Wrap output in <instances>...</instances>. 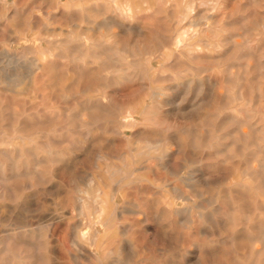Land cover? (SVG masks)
Here are the masks:
<instances>
[{
  "label": "rangeland",
  "instance_id": "374dc122",
  "mask_svg": "<svg viewBox=\"0 0 264 264\" xmlns=\"http://www.w3.org/2000/svg\"><path fill=\"white\" fill-rule=\"evenodd\" d=\"M2 2L0 264H264V0Z\"/></svg>",
  "mask_w": 264,
  "mask_h": 264
},
{
  "label": "bare ground",
  "instance_id": "6f19581e",
  "mask_svg": "<svg viewBox=\"0 0 264 264\" xmlns=\"http://www.w3.org/2000/svg\"><path fill=\"white\" fill-rule=\"evenodd\" d=\"M33 1V3H34V0H32ZM45 1H48L51 5H52V11L53 10H55L56 9V5H57V8L60 6V5H63V7H64V13H66V14H70V13H72L73 14V12L74 11H81L82 13H84V12H87V11H89L91 8H92V6H91V4L90 3H88V1L89 0H56V3H54V1L55 0H45ZM110 1H112V0H110ZM206 1V0H205ZM2 3H4L6 6H8L10 3H16V0H3V2ZM96 3H97V5H96V7L98 8V9H100L102 6H103V0H96ZM145 4H147V3H145ZM196 4V3H195ZM118 5V4H117ZM148 5V4H147ZM17 6V5H16ZM25 6V5H24ZM121 5H118V7H120ZM149 6V5H148ZM164 6V5H163ZM188 6H189V4L188 3H186V8H187V10H188ZM37 7V6H36ZM10 8V7H9ZM16 7L14 6V9H15ZM38 8V10H40V8L41 7H37ZM49 8V7H48ZM185 8V9H186ZM213 8H214V11H212V12H210V13H208V14H205L204 16H202L201 18H195V19H191V20H189V22L191 23V25L193 26V28L195 29V31L198 33V34H201L202 36H207V34H208V31L207 30H209V31H211L213 28H214V20H215V18L217 17V15H216V11H217V9H218V6L216 5V4H213ZM118 9V8H117ZM194 9V8H193ZM34 10V9H33ZM32 10V11H33ZM48 10V9H47ZM60 10V9H59ZM8 11H9V9H8ZM61 11V10H60ZM62 11H63V9H62ZM61 11V12H62ZM117 11V10H116ZM120 11V10H119ZM119 11H117V12H119ZM15 12V11H14ZM59 12V11H58ZM77 12H75V13H77ZM49 14L51 13V11H49L48 12ZM55 13V12H54ZM187 13H188V15H190V12H188L187 11ZM4 14V13H3ZM11 14V13H10ZM112 14V13H111ZM120 14V13H119ZM164 14V13H163ZM58 15V14H57ZM56 14H55V16H57ZM109 15V14H108ZM112 15H114V14H112ZM111 15V16H112ZM121 15V14H120ZM120 15H119V17H120ZM147 15V14H146ZM5 16V18L6 19H8L9 17H10V15L8 14V12H7V14L6 15H4ZM3 15H2V17H4ZM52 16V15H51ZM105 17V16H104ZM127 17V16H126ZM4 18V19H5ZM32 18H34V15H33V17ZM48 18V17H47ZM139 18V17H138ZM162 18H164V17H162ZM235 18V17H234ZM52 19V18H51ZM122 19V18H121ZM129 19V18H128ZM127 19V20H128ZM114 20H115V17H114ZM179 20V19H178ZM31 21H32V19H31ZM107 21H108V19L107 18H102V19H99V20H95V24L97 25V27L99 28V29H101V28H103L104 26H105V24L107 23ZM116 21V20H115ZM114 21V22H115ZM118 21H120L119 19H118ZM6 22V21H5ZM30 22V21H29ZM29 22L27 23V24H29ZM109 22V21H108ZM113 22V23H114ZM124 22V21H123ZM4 23V22H3ZM112 23V24H113ZM115 23H117V25H118V22L116 21ZM114 23V24H115ZM73 24V23H72ZM111 24V25H112ZM120 24V23H119ZM135 24V23H134ZM204 24H206L207 25V28L206 29H204L203 27H202V25H204ZM1 25V24H0ZM45 25H47V24H45ZM108 26H111V25H109V24H107ZM106 25V26H107ZM121 25V24H120ZM123 25V24H122ZM247 25V24H246ZM113 26V25H112ZM2 27V26H1ZM60 27V26H59ZM122 27V26H121ZM138 27H140L139 25H138ZM35 28H37V27H35ZM47 28V27H46ZM123 28V27H122ZM125 28H127V27H125ZM130 28H131V26H130ZM57 29V28H56ZM124 29V28H123ZM190 29H192V28H190ZM189 29V30H190ZM246 29H247V27H246ZM249 29V28H248ZM58 30V29H57ZM127 30V29H126ZM126 30H123V32L125 31L126 32ZM142 30V29H141ZM180 30H182V29H180ZM27 31V30H26ZM129 31H130V29H129ZM139 31V30H138ZM184 31V30H183ZM182 31V32H183ZM122 32V33H123ZM174 32V31H173ZM181 32V31H180ZM7 33V32H6ZM11 33V32H10ZM88 32H86L85 31V33H83L84 34V43H86V44H90L91 43V37L87 34ZM135 33V32H134ZM184 33V32H183ZM187 32H186V30H185V34H186ZM141 34V33H140ZM143 34V33H142ZM184 34V35H185ZM8 35H10V34H8ZM136 35H137V31H136ZM146 35V34H145ZM175 35V34H174ZM178 36H176V39H174L175 41V44L177 45V46H181L183 43H184V40L186 39L185 37H184V35H180V33L179 34H177ZM168 36V35H167ZM230 36H232V35H230ZM241 36V35H240ZM14 37V36H13ZM138 37V36H137ZM208 37V36H207ZM10 38V37H9ZM125 38H127V37H125ZM133 38V37H132ZM172 38V37H171ZM175 38V37H174ZM98 40H99V44L98 45H101V41H102V38H98ZM136 40V39H135ZM134 40V41H135ZM170 40H172V39H170ZM247 40V39H246ZM45 41V40H44ZM133 41V40H132ZM142 41V40H141ZM173 41V40H172ZM198 42V44H201V42L204 44L205 43V46H212V45H214V43H215V41H213V40H210V41H207V42H204L203 41V38L202 39H198L197 40ZM5 42H7V41H5ZM9 42V41H8ZM42 42V41H41ZM55 42V41H54ZM73 42V41H72ZM129 42H130V40H129ZM11 43V42H10ZM127 43V42H126ZM42 44V43H41ZM113 45V44H112ZM136 45V44H135ZM164 45V44H163ZM174 45V44H173ZM39 46V45H38ZM169 46V45H168ZM175 46V45H174ZM192 46V45H191ZM45 47V46H44ZM78 47V46H77ZM126 47V46H125ZM176 47V46H175ZM111 48V47H110ZM113 48V47H112ZM176 48H178V47H176ZM4 49V48H3ZM7 49V48H6ZM109 49V48H108ZM138 50H139V48H137ZM153 49V48H152ZM106 50V49H105ZM127 50V49H126ZM135 50V49H134ZM133 50V51H134ZM107 51V50H106ZM140 51V50H139ZM190 51V50H189ZM192 52V51H191ZM108 53V52H107ZM131 53V52H130ZM168 53V52H167ZM4 54V53H3ZM11 54V53H10ZM109 54V53H108ZM158 54V53H157ZM15 55V54H14ZM57 55V54H56ZM112 55V54H111ZM191 55V54H190ZM16 56V55H15ZM130 56V55H129ZM158 56V55H157ZM143 57V56H142ZM12 58H14L15 59V57H12ZM71 58V57H70ZM114 58V57H113ZM116 58V57H115ZM131 58V57H130ZM156 58V57H155ZM17 59V58H16ZM19 59H21V58H19ZM118 59V58H117ZM127 59V58H126ZM133 59V58H132ZM34 60H36V57H35V59ZM105 60V59H104ZM113 60H115V59H113ZM137 60V59H136ZM138 60H140V59H138ZM137 60V61H138ZM172 60V59H171ZM174 60V59H173ZM172 60V61H173ZM13 61V60H12ZM20 61V60H19ZM19 61H18V63H19ZM39 61V60H38ZM121 61V60H120ZM132 61V60H131ZM156 61V60H155ZM155 61H153V62H155ZM181 61V60H180ZM34 62L35 61H33L32 62V60H31V63H29L30 65H32V64H34ZM133 62V61H132ZM139 62H141V61H139ZM8 63V62H7ZM21 63H23V62H20V64ZM123 63V62H122ZM145 63V62H144ZM165 63V62H164ZM175 63V62H174ZM177 63V62H176ZM36 65H37V63H35ZM105 64V63H104ZM134 64V63H133ZM139 64V63H138ZM148 64V63H147ZM146 64V65H147ZM111 65V64H110ZM162 65H163V63H162ZM161 65V66H162ZM33 66V65H32ZM35 66V65H34ZM33 66V67H34ZM39 66H41V65H39ZM130 66V65H129ZM128 66V67H129ZM163 66H165V65H163ZM162 66V67H163ZM171 66V65H170ZM173 66V65H172ZM27 67V66H26ZM28 67H29V65H28ZM152 67H154V66H152ZM152 67H150V68H152ZM149 68V69H150ZM123 69H125V68H123ZM164 69V68H163ZM33 70V69H32ZM35 70V69H34ZM131 70V69H130ZM130 70H128V72L130 71ZM147 70H148V68H147ZM161 70H162V68H161ZM166 70V69H165ZM185 70H187V69H185ZM13 71V70H12ZM16 71V70H15ZM14 71V72H15ZM112 71V70H111ZM158 71V70H157ZM178 71V70H177ZM176 71V72H177ZM29 71H27V73H28ZM110 72V71H109ZM108 72V73H109ZM124 72H125V70H124ZM132 72V71H131ZM143 72V71H142ZM8 73V72H7ZM18 73V72H17ZM122 73V72H121ZM11 74V73H10ZM110 74V73H109ZM129 74V73H128ZM145 74V73H144ZM158 74V73H157ZM8 75V74H7ZM13 75H14V73H13ZM12 75V76H13ZM179 75V74H178ZM10 76V75H9ZM29 76V75H28ZM161 76V75H160ZM166 76V75H165ZM174 76V75H173ZM157 77H159V75L157 76ZM170 77V76H169ZM129 78V77H128ZM148 78H149V76H148ZM160 78V77H159ZM9 80H11L10 78H8ZM161 79V78H160ZM197 79V78H196ZM144 80V79H143ZM209 80V79H208ZM192 80H190L189 81V85H190V82H191ZM202 81V80H201ZM9 82V81H8ZM8 82H7V84H8ZM130 82V81H129ZM200 82V81H199ZM215 82V81H214ZM213 82V83H214ZM15 83V82H14ZM13 83V84H14ZM150 83V82H149ZM216 83V82H215ZM12 84V88L15 86V85H13ZM147 84V83H146ZM181 84H183V83H181ZM202 84V83H201ZM200 84V85H201ZM176 85H178V84H176ZM205 85V84H204ZM210 85V84H209ZM214 85V84H213ZM8 86H9V84H8ZM70 86V85H69ZM139 86H140V84H139ZM148 86V85H147ZM258 86V85H257ZM85 87V86H84ZM89 87V86H88ZM138 87V86H137ZM143 86H141V89H144V87L142 88ZM149 87V86H148ZM172 87V86H171ZM184 87H186V86H184ZM213 87V86H212ZM139 88V87H138ZM150 88V87H149ZM152 88V87H151ZM178 88H179V86H178ZM177 88V89H178ZM189 88L190 87H188V85H187V89L189 90ZM205 88V87H204ZM214 88V87H213ZM148 89V88H147ZM171 89H173V88H171ZM208 89H211V86H210V88H207V90ZM9 90V89H8ZM194 90V89H193ZM197 90L199 91V89L197 88ZM201 90H202V88H201ZM212 90V89H211ZM210 90V91H211ZM15 91V90H14ZM141 91V90H140ZM66 92V91H65ZM64 92V93H65ZM138 92V91H137ZM143 93H145V92H143ZM201 93H203V92H201ZM206 93V92H205ZM156 94H160V91H157L156 92ZM176 94V93H175ZM63 96V95H62ZM97 96V95H96ZM148 96V95H147ZM184 96V95H183ZM210 96H211V94H210ZM66 97H67V95H66ZM196 97V96H195ZM213 97V96H212ZM104 98V97H103ZM146 98V97H145ZM177 98V97H176ZM105 99V98H104ZM169 99V98H168ZM187 99V98H186ZM64 100H65V98H64ZM148 100V99H147ZM92 101V100H91ZM96 101V100H95ZM106 101V100H105ZM151 101V100H150ZM166 101V100H165ZM170 101V100H169ZM210 101H212V99H210ZM93 102V101H92ZM103 102V101H102ZM131 102V101H130ZM192 102H194V101H192ZM203 103H204V101H203ZM208 103V102H207ZM81 104V103H80ZM83 104V103H82ZM86 104V103H85ZM99 104V103H98ZM126 104V103H125ZM154 104V103H153ZM200 104V103H199ZM213 104V103H212ZM211 104V105H212ZM92 105V104H91ZM101 105V104H100ZM130 105V104H129ZM147 105V104H146ZM155 105V104H154ZM197 105V104H196ZM202 105V104H201ZM103 106V105H102ZM135 106V105H134ZM166 106V105H165ZM198 106V105H197ZM106 107H108V103H107V106ZM105 107V108H106ZM146 107V106H145ZM150 107V106H149ZM156 107H157V104H156ZM220 107V106H219ZM90 108V107H89ZM127 108V107H126ZM150 108H152V107H150ZM190 108V107H189ZM197 108V107H196ZM107 109H109L110 110V108L108 107ZM146 109V108H145ZM148 109V108H147ZM146 109V110H147ZM163 109V108H162ZM195 109V108H194ZM88 110V109H87ZM130 110V109H129ZM132 110V109H131ZM142 110V109H141ZM149 110H151V109H149ZM153 110H155V109H153ZM152 110V111H153ZM227 110V109H226ZM113 111H115L114 109H113ZM144 112H145V110H143ZM156 111V110H155ZM248 111V110H247ZM36 112V111H35ZM144 112H143V114H144ZM140 113V112H139ZM72 114V113H71ZM123 114V113H122ZM135 114V113H134ZM141 114H142V112H141ZM247 114H248V112H247ZM222 115H224V114H222ZM249 115V114H248ZM121 116V115H120ZM141 116V115H140ZM152 116V115H151ZM176 117V116H175ZM121 118V117H120ZM132 118V117H131ZM147 118V117H146ZM110 119V118H109ZM132 119H134L135 120V118H134V116H133V118ZM151 119V118H150ZM150 119H149V121H150ZM152 119H153V117H152ZM127 120V119H126ZM145 120V119H144ZM109 121V120H108ZM113 121V120H112ZM255 121V120H254ZM105 122V121H104ZM138 124V123H137ZM141 124H143V123H141ZM153 124V123H152ZM219 124V123H218ZM117 125H118V123H117ZM149 125H150V122H149ZM258 125V124H257ZM253 126V125H252ZM108 127V126H107ZM118 127V126H117ZM119 128V127H118ZM129 128V127H128ZM260 128V127H259ZM87 129V128H86ZM120 129V128H119ZM123 129V128H122ZM256 129V128H255ZM85 131V130H84ZM218 131V130H217ZM3 132V131H2ZM118 132V131H117ZM90 133V132H89ZM86 134V133H85ZM224 134V133H223ZM18 135V134H17ZM124 135H126V134H124ZM138 135V134H137ZM15 136H16V134H15ZM145 136V135H144ZM148 136V135H147ZM220 136V135H219ZM258 136V135H257ZM10 137V136H9ZM16 137H18L19 138V136H16ZM22 137V136H21ZM149 137H150V135H149ZM176 137V136H175ZM12 138V137H11ZM24 138V137H23ZM88 138V137H87ZM89 138H90V135H89ZM89 138H88V140H89ZM86 139V138H85ZM173 139V138H172ZM175 139V138H174ZM178 139V138H177ZM81 140V139H80ZM87 140V139H86ZM147 140H149V139H147ZM159 140V139H158ZM158 140L156 141L157 142V145H159L158 144ZM151 141V140H150ZM152 141H155V140H152ZM78 142V141H77ZM82 142V141H81ZM218 142H219V140H218ZM181 143V142H180ZM147 144V143H146ZM152 144V143H151ZM220 145V144H219ZM1 146V145H0ZM3 146V145H2ZM144 146H146V145H144ZM143 146V147H144ZM178 146V145H177ZM261 146V145H260ZM259 146V147H260ZM264 146V145H263ZM141 147V146H140ZM142 147V150H144V148ZM152 148H153V146H151ZM155 148H158V146L156 147V144H155ZM85 149H86V145H85ZM147 149H149V148H147ZM213 149H215V147L213 148ZM263 149V148H262ZM153 150V149H152ZM148 151H150V150H148ZM161 151V150H160ZM159 151V152H160ZM179 151H181L180 149H179ZM4 152H5V150H4ZM141 152V151H140ZM139 152V155L140 154H142V153H140ZM156 152H158V150L156 151ZM217 152H218V150H217ZM25 153V152H24ZM161 153H163V152H161ZM249 153V152H248ZM262 153V152H261ZM99 154V153H98ZM165 155H167L166 153H164ZM164 154H163V156H164ZM8 155V154H7ZM14 155H15V153H14ZM151 155V154H150ZM16 156H17V154H16ZM100 156H102V155H100ZM149 156V155H148ZM170 156V155H169ZM10 157H11V155H10ZM144 157V156H143ZM155 157V156H154ZM171 157V156H170ZM246 157H247V155H246ZM12 158V157H11ZM135 158H136V155H135ZM158 158H160V157H158ZM157 158V159H158ZM163 158V157H162ZM172 158V157H171ZM120 159V158H119ZM155 159V158H154ZM145 160V159H144ZM158 160H161V159H158ZM167 161H168V159H167ZM171 161H172V159H171ZM190 162V161H189ZM261 162H263V161H261ZM126 163V162H125ZM167 163H169V162H167ZM191 163V162H190ZM127 164V163H126ZM170 164V163H169ZM169 164H167V165H169ZM174 164V163H173ZM180 164V163H179ZM242 164H244V163H242ZM141 165V164H140ZM148 165V164H147ZM156 165V164H155ZM163 165V164H162ZM166 164H165V167L168 169V166H167ZM175 165V164H174ZM177 165V164H176ZM264 165V164H263ZM178 166V165H177ZM193 166H195V165H193ZM117 167V166H116ZM119 167V166H118ZM141 167H142V165H141ZM144 167H145V165H144ZM174 167V166H173ZM181 167H183V166H181ZM195 167H197V166H195ZM202 167V166H201ZM135 168V167H134ZM140 168V167H139ZM155 168V167H154ZM175 168V167H174ZM173 168V169H174ZM191 168V167H190ZM242 168V167H241ZM18 169V168H17ZM140 169H142V168H140ZM178 169V168H177ZM264 169V168H263ZM5 170V169H4ZM3 170V171H4ZM136 170V169H135ZM137 170H139V169H137ZM155 170V169H154ZM179 170V169H178ZM183 169H180V172L179 173H182L181 171H182ZM191 170V169H190ZM193 170V169H192ZM195 170V169H194ZM199 170H201V169H199ZM205 170V169H204ZM2 171V172H3ZM118 172H119V169L117 170ZM123 171V170H122ZM145 171V170H144ZM177 171V170H176ZM257 171H258V169H257ZM261 171V170H260ZM118 172H116V173H118ZM124 172V171H123ZM141 172V171H140ZM147 172H148V170H147ZM166 172V171H165ZM188 172H190V171H188ZM196 172V171H195ZM225 172V171H224ZM120 173H122V172H120ZM132 173V172H131ZM191 173H192V171H191ZM201 173V172H200ZM3 174H4V172H3ZM123 174V173H122ZM129 174V173H128ZM174 174H176L175 172H174ZM173 174V175H174ZM194 174V173H193ZM192 174V175H193ZM195 174H197V173H195ZM202 174V173H201ZM211 174V173H210ZM5 175V174H4ZM126 175H127V173H126ZM149 175V174H148ZM188 175V174H187ZM1 176H2V174H1ZM152 176V175H151ZM183 177L181 178L182 180H184L183 178H185V176H186V173H185V176L184 175H182ZM193 176H195V175H193ZM5 177H6V175H5ZM121 177V176H120ZM129 177V176H128ZM131 177V176H130ZM191 177V176H190ZM189 177V178H190ZM197 177V176H196ZM254 177V176H253ZM123 178V177H122ZM121 178V179H122ZM126 178V177H125ZM188 178V177H187ZM187 178H185V180L187 179ZM192 178V177H191ZM194 178V177H193ZM202 178V177H201ZM255 178V177H254ZM1 179H2V177H1ZM6 179V181H7V177L5 178ZM4 179V180H5ZM121 179H120V181H121ZM135 179V178H134ZM159 179H162V178H159ZM179 179V178H178ZM203 179V178H202ZM3 180V179H2ZM3 180V181H4ZM119 180V179H118ZM124 180V178L122 179V181ZM148 180V179H147ZM191 180H193V179H191ZM3 181H2V183H3ZM92 181H94V180H92ZM92 181H90V182H92ZM121 181V182H122ZM133 181V180H132ZM131 181V182H132ZM186 181H189V183H190V180H186ZM99 182V181H98ZM118 182V181H117ZM131 182H129V183H131ZM194 182V181H193ZM258 182V181H257ZM238 184H240V183H242V182H237ZM259 183V182H258ZM257 183V184H258ZM5 184V183H4ZM96 184V183H95ZM163 184V183H162ZM197 184V183H196ZM91 185V184H90ZM163 185H165V184H163ZM166 185H168V183L166 184ZM187 185V184H186ZM189 185V184H188ZM194 186H195V184H193ZM243 185H245V184H243ZM247 185V184H246ZM245 185V186H246ZM190 186V185H189ZM193 186V187H194ZM254 186V185H253ZM76 187V186H75ZM101 187V186H100ZM237 187V186H236ZM239 187V186H238ZM250 187V186H249ZM176 188V187H175ZM240 188V187H239ZM251 188V187H250ZM174 189V188H173ZM179 189V188H178ZM79 190V189H78ZM100 190V189H99ZM255 190H256V187H255ZM86 191V190H85ZM176 191V190H175ZM174 191V192H175ZM179 191V190H178ZM11 192H13L12 190H11ZM79 192V191H78ZM81 192V191H80ZM114 193H115V191H114ZM36 194V193H35ZM101 194V193H100ZM177 194H179V193H177ZM82 195V194H81ZM89 195V194H88ZM102 195V194H101ZM179 195H182V192L179 194ZM81 197V196H80ZM83 197H84V195H83ZM112 198H114V196L112 197ZM177 198V197H176ZM82 199V198H81ZM85 199V198H84ZM181 199H183L182 197L180 198V200ZM78 200H79V198H78ZM99 200H101V199H98V201ZM215 200V199H214ZM79 201H81V200H79ZM78 201V202H79ZM108 201V200H107ZM115 201V200H114ZM128 201V200H127ZM134 201V200H133ZM83 202V201H82ZM103 202H105V201H103ZM87 203V202H86ZM90 203V202H89ZM89 203H87V206H88V204ZM106 203V202H105ZM116 203H117V201H116ZM169 203V202H168ZM79 204V203H78ZM81 204V203H80ZM83 204V203H82ZM84 204H85V202H84ZM107 204V203H106ZM260 204V203H259ZM105 205V204H104ZM130 205H131V203H130ZM170 205V204H169ZM262 205V204H261ZM79 206V205H78ZM121 206V205H120ZM179 206V205H178ZM177 206V207H178ZM201 206V205H200ZM86 207V206H85ZM118 207V206H117ZM132 207V206H131ZM189 207H191V206H189ZM260 207V206H259ZM81 208H83V206L81 207ZM122 208V207H121ZM134 208V207H133ZM136 208V207H135ZM187 208V207H186ZM200 208V207H199ZM94 209V208H93ZM92 209V210H93ZM127 209V208H126ZM174 209V208H173ZM179 209V208H178ZM243 209V208H242ZM87 210V209H86ZM128 210V209H127ZM176 210V209H175ZM184 209H181V210H179V211H183ZM96 211V210H95ZM104 211H105V209L104 208H102V210H101V214L102 213H104ZM113 211V210H112ZM114 211H115V209H114ZM138 211V210H137ZM136 211V212H137ZM140 211V210H139ZM86 212V211H85ZM88 212V211H87ZM126 212V211H125ZM128 212H129V210H128ZM174 212V211H173ZM186 212V211H185ZM184 212V213H185ZM190 212V211H189ZM83 213V212H82ZM98 213V212H97ZM115 213H116V211H115ZM175 213H177V214H179V212L177 211V212H175ZM80 214H81V211H80ZM118 214V213H117ZM182 214V213H181ZM246 214V213H245ZM95 215H96V213H95ZM121 215V214H120ZM144 215V214H143ZM185 215H187V214H185ZM191 215H192V213H191ZM200 215H201V212H200ZM204 215V214H203ZM210 215V214H209ZM189 216H190V214H189ZM97 217V216H96ZM99 217V216H98ZM209 217V216H208ZM2 218V217H1ZM50 218V217H49ZM100 218V217H99ZM98 218V219H99ZM40 219V218H39ZM188 219V218H187ZM190 219H192V218H190ZM2 220V219H1ZM101 220V219H100ZM106 220V222H107V219H105ZM108 220H110V218L108 219ZM38 221V220H37ZM43 221V220H42ZM184 221V220H183ZM182 221V222H183ZM237 221V220H236ZM45 222V221H44ZM105 222V221H104ZM109 222H107L106 223V225L108 224ZM118 223V222H117ZM223 223V222H222ZM50 224V223H49ZM87 224V223H86ZM93 224V223H92ZM95 224V223H94ZM93 224V225H94ZM8 225V224H7ZM7 225H1V226H7ZM46 225V224H45ZM82 225V224H81ZM99 225V224H98ZM109 225H110V223H109ZM150 225V224H149ZM192 225V224H191ZM47 226V225H46ZM105 226V225H104ZM114 226V225H113ZM96 227H97V225H96ZM111 227V226H110ZM157 227V226H156ZM191 227V226H190ZM99 228V227H98ZM100 228H102V227H100ZM105 228H106V226H105ZM120 228V227H119ZM122 228V227H121ZM7 229V228H6ZM104 229V228H103ZM111 229V228H110ZM119 230V229H118ZM119 231H121V230H119ZM123 231V230H122ZM78 232V231H77ZM122 233V232H121ZM95 234V233H94ZM96 234H97V231H96ZM95 234V235H96ZM125 234V233H124ZM74 236V235H73ZM78 236L79 237H86L87 235H86V233H81V232H79L78 233ZM96 237H97V235H96ZM126 237V236H125ZM264 237V236H263ZM93 238V237H92ZM95 238V237H94ZM93 238V239H94ZM127 238V237H126ZM171 238V237H170ZM78 239V238H77ZM119 240V239H118ZM213 240H214V238H213ZM218 240V239H217ZM95 241V240H94ZM129 241V240H128ZM128 241H127V243H128ZM261 241H263V240H261ZM55 242V241H54ZM211 241H209V243H210ZM215 242V241H214ZM217 242V241H216ZM77 243H78V241H77ZM94 243H96V242H93V244ZM263 243V242H262ZM80 244V243H79ZM78 244V245H79ZM92 244V243H91ZM91 244L89 245V246H91ZM101 244V243H100ZM129 244V243H128ZM264 245V244H263ZM81 247H83L82 245H80ZM126 246V245H125ZM196 247V246H195ZM213 247V246H212ZM38 248V247H37ZM37 248H36V250H37ZM120 248V247H119ZM132 248V247H131ZM198 248V247H197ZM204 248V247H203ZM6 249V248H5ZM78 249V248H77ZM81 249V248H80ZM82 249H84V247L82 248ZM122 250L121 251H123V247L121 248ZM205 249V248H204ZM262 249V248H261ZM57 250V249H56ZM55 250V251H56ZM79 250V249H78ZM86 251L88 250V249H85ZM95 250V249H94ZM93 249L91 250L92 252L94 251ZM58 251V250H57ZM79 251H81V250H79ZM90 251V252H91ZM110 252H111V250H109ZM133 251V250H132ZM197 251H198V249H197ZM207 251V250H206ZM256 251V250H255ZM34 252V251H33ZM89 252V251H88ZM103 252V251H102ZM188 252V251H187ZM71 253V252H70ZM108 253V252H107ZM106 253V254H107ZM122 253V252H121ZM131 253V252H130ZM127 254V255H129V258H130V255L131 254ZM133 253H134V251H133ZM132 253V255H135V254H133ZM189 253V252H188ZM194 253V252H193ZM205 253V252H204ZM257 253V252H256ZM22 254V253H21ZM85 254V253H84ZM84 254L83 253H81V255L82 256H84ZM109 254H111V255H114V254H112V252L111 253H109ZM137 254V253H136ZM72 255V254H71ZM94 256L96 255V253L95 254H93ZM131 255V256H132ZM240 255V254H239ZM74 256H75V254H74ZM81 256V257H82ZM86 256V255H85ZM107 256V255H106ZM116 256V258H118L117 257V255H115ZM200 256V255H199ZM197 257H198V255H197ZM256 257V256H255ZM254 257V258H255ZM75 258V257H74ZM87 258V257H86ZM107 258V257H106ZM110 257H108V259H109ZM128 258V257H127ZM134 258V257H133ZM132 258V259H133ZM146 258V257H145ZM148 258V257H147ZM253 258V259H254ZM96 259H99L100 260V258H96ZM120 259V258H119ZM122 259V258H121ZM126 259V258H125ZM142 259H144V258H142ZM229 259V258H228ZM227 259V260H228ZM241 259V258H240ZM252 259V258H251ZM252 259V260H253ZM118 260V259H117ZM127 260L128 259H126V262H127ZM129 260H131V258L129 259ZM145 260V259H144ZM246 260V259H245ZM251 260V261H252ZM78 261V260H77ZM76 261V262H77ZM118 262V261H117ZM120 262V261H119ZM121 262H124V260L123 261H121ZM241 262V261H240ZM244 262V261H243ZM253 262V261H252ZM127 264V263H126ZM246 264V263H245Z\"/></svg>",
  "mask_w": 264,
  "mask_h": 264
}]
</instances>
